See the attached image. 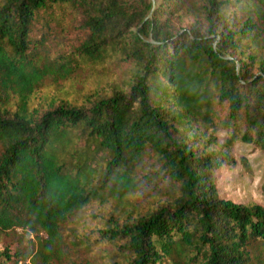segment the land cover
<instances>
[{
	"label": "trees",
	"instance_id": "trees-1",
	"mask_svg": "<svg viewBox=\"0 0 264 264\" xmlns=\"http://www.w3.org/2000/svg\"><path fill=\"white\" fill-rule=\"evenodd\" d=\"M190 10L200 20L179 27ZM68 17L85 37L52 58L51 25ZM263 26L264 0H0V229L37 233L31 261L46 264L68 220L112 200L101 236L127 264H264V206L213 178L236 140L264 155ZM113 59L128 72L110 94L31 106L45 80ZM143 180L160 197L130 215Z\"/></svg>",
	"mask_w": 264,
	"mask_h": 264
},
{
	"label": "rangeland",
	"instance_id": "rangeland-1",
	"mask_svg": "<svg viewBox=\"0 0 264 264\" xmlns=\"http://www.w3.org/2000/svg\"><path fill=\"white\" fill-rule=\"evenodd\" d=\"M193 2L201 7L205 0H193ZM198 20H200V14L190 10L183 17L177 18L175 22L179 27H186ZM236 20L242 21L239 17ZM50 31L46 51L52 58L72 50L85 37L80 23L71 17L51 25ZM127 72V64L114 59L102 64H82L70 79L45 80L32 96L31 106L37 108L41 114L63 101L75 106L88 105L95 97L110 94L116 86L120 85L122 77ZM16 104V100H13L12 111H15ZM227 135L225 131L217 134L221 144L226 141ZM230 158L214 171V183L219 194L237 203L264 206L263 153L251 144L236 140L231 146ZM147 163L151 161L148 160ZM143 182L142 188L128 196L130 205L124 206L130 215L145 212L155 206L160 197L154 194L146 180ZM124 211L122 208L120 214ZM112 212H114L112 200L104 203L95 201L72 220H68L62 230L63 241L59 246L58 256L46 264H127L119 251L118 244L101 236V229L107 222L104 219ZM121 219L123 216L120 215V222L123 221ZM72 229L74 235L71 234ZM39 236L47 237L44 232H40ZM38 244L39 238L35 232L23 229H0V256L6 253L18 254L20 257L27 256V264H45L42 260L31 261L38 250Z\"/></svg>",
	"mask_w": 264,
	"mask_h": 264
}]
</instances>
